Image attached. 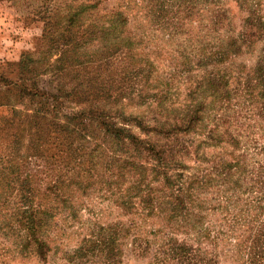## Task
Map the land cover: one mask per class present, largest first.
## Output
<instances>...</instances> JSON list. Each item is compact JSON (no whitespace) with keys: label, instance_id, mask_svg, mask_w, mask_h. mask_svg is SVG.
I'll return each instance as SVG.
<instances>
[{"label":"trees","instance_id":"16d2710c","mask_svg":"<svg viewBox=\"0 0 264 264\" xmlns=\"http://www.w3.org/2000/svg\"><path fill=\"white\" fill-rule=\"evenodd\" d=\"M233 1L245 13L240 30L216 41L210 31L217 14L211 13L201 36L194 33L195 21L205 8L220 12L222 0H139V7L136 0H115L106 10L101 0L52 2L61 14L52 21L47 9L43 44L68 58L100 61L102 69L118 54L125 64L117 61L102 87H88L84 78L78 95L89 104L64 117L58 130L50 125L54 131L45 139L35 138L28 157L50 160L47 168L21 173L13 165L12 179L27 203L16 220L25 230L16 238L18 249L43 260L48 235L72 230L81 210L91 213L87 204L94 197L125 222L94 221L72 258L82 256L80 249H97L105 251L102 264H116L113 253L121 245L149 249L157 243V249L175 251L169 259L161 252L154 264H225L220 256L231 249L238 256L227 264H264V0ZM149 29L164 31L169 41L192 40L188 51L184 43L168 59L178 74L156 80L152 87L160 88L150 94L154 59L139 49ZM251 39L261 42L257 60L233 76L232 58ZM191 66L204 70L194 85L185 76ZM125 70L146 75L129 80L127 86L136 87H123ZM177 75L180 81L171 79ZM181 82V103L171 101L170 90ZM121 97L156 102L148 117L124 115L116 104ZM220 243L226 245L217 252Z\"/></svg>","mask_w":264,"mask_h":264},{"label":"rangeland","instance_id":"374dc122","mask_svg":"<svg viewBox=\"0 0 264 264\" xmlns=\"http://www.w3.org/2000/svg\"><path fill=\"white\" fill-rule=\"evenodd\" d=\"M49 0H0V264H102L105 251L99 253L97 249H80L82 254L79 258H72L70 255L76 250L77 243L82 239H87L91 233L92 223L98 222L104 226L112 222H125V216L120 215L115 208H109L106 201L100 203L98 199L92 198L87 204L91 208V213L87 214L81 210L79 224H74L73 229L61 228L52 236L48 235V249H45L43 260L37 256H31L28 251L23 252L16 247V238L24 237L25 230L17 225L16 220L20 215L21 205H27L20 199L17 189L19 186L14 182L13 165H17L21 173H34L40 169L47 168L51 161L39 158L38 155L28 157L31 152V145L35 138L45 139L52 130V126L58 130V126L63 123L64 117H72L75 111L89 103L80 102L79 89L77 84L84 82V78H89L88 87H102V82H106L107 77H111L109 70L115 67L117 61H122L124 65L125 57L118 54L117 60L107 69L98 68L100 61H90V59L77 60L74 56L60 55L54 51L53 47L43 44L42 36L45 33V23L48 10H53L52 21L61 14L56 11L53 2ZM102 10L111 7L115 0H101ZM132 2V0H130ZM137 7L141 6L139 0ZM36 6V7H35ZM48 9V10H47ZM55 9V10H54ZM213 9V8H212ZM210 7L207 12L205 8L195 21L196 35H202L208 29L207 19L213 14H217L219 22L211 32L212 40L224 39L231 35L232 31L236 35L240 30V19L245 15L239 12L236 2L233 0H222L220 12H214ZM139 10V8H138ZM142 20V19H140ZM142 23L146 25L145 21ZM148 28V27H146ZM148 36L144 39V44L139 49L149 56L148 60L154 59L153 71L148 76V93L157 91L156 80L166 78L172 73L169 58L182 51L185 41H169L166 33L149 29ZM193 32V31H192ZM241 52L232 58V75L239 74L242 70L248 72L257 60L261 42L251 39V44L240 43ZM179 51V52H180ZM129 62V61H126ZM238 69H241L237 72ZM113 73V72H112ZM173 73L178 74L176 71ZM132 75V77H131ZM135 75V77H134ZM146 72L130 73L125 70L124 77L127 78L121 84L123 87H136L135 84L127 86L131 78H145ZM204 75V70L190 67L185 76L188 85H194L200 77ZM180 81L179 75L172 77ZM108 81V80H107ZM181 82L178 87H172L168 97L171 101H180L183 97ZM229 87H234V83ZM178 91L179 97H176ZM120 96V95H119ZM119 96L115 97L118 98ZM142 99V98H141ZM138 101V102H137ZM156 99L151 97L143 98L141 101L135 97L130 103L123 97L116 102L123 106V114L132 113L141 117H148L147 111L153 108ZM93 103V101H92ZM139 104V105H135ZM167 102L165 105H168ZM127 105V106H126ZM165 105L163 107H165ZM51 125V126H50ZM134 132H137L134 130ZM186 165L193 166L192 161H187ZM41 177V176H40ZM100 209V212L98 210ZM62 223V222H61ZM64 225H66L64 223ZM94 229V227H93ZM176 240L183 238L176 234ZM146 239H151L147 235ZM188 240H192L187 239ZM124 243V242H123ZM159 244H150L149 249H130L127 244L121 245L117 252L113 253L116 264H154L159 259L161 252L168 259L173 257L175 249H157ZM226 243L217 246V252ZM108 250V249H107ZM205 250V249H204ZM211 249H207V251ZM21 251V252H20ZM235 249L231 253L227 252L226 258L220 256V261L227 264L238 255ZM28 253V254H27ZM115 254V256H114ZM170 254V255H165ZM164 264H176L172 259Z\"/></svg>","mask_w":264,"mask_h":264}]
</instances>
